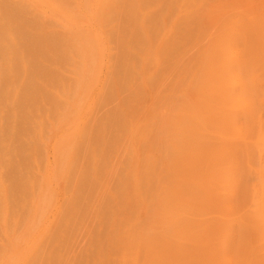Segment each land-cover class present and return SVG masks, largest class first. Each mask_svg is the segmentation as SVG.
Segmentation results:
<instances>
[{
    "label": "rangeland",
    "instance_id": "rangeland-1",
    "mask_svg": "<svg viewBox=\"0 0 264 264\" xmlns=\"http://www.w3.org/2000/svg\"><path fill=\"white\" fill-rule=\"evenodd\" d=\"M263 21L264 0H0V264H130L145 230L150 264H264ZM229 49L240 93L206 119Z\"/></svg>",
    "mask_w": 264,
    "mask_h": 264
},
{
    "label": "bare ground",
    "instance_id": "bare-ground-1",
    "mask_svg": "<svg viewBox=\"0 0 264 264\" xmlns=\"http://www.w3.org/2000/svg\"><path fill=\"white\" fill-rule=\"evenodd\" d=\"M258 28L260 30V33L264 35V21L260 22L258 24ZM227 46H229L232 49L237 46L234 37H233V39H231L228 42ZM232 49H229L227 51V55L228 56L232 55L231 59H234V60L230 62V65L229 64H225V72L226 73H224L222 71L221 66H219L220 69L218 67H213V68H211L210 72H208L205 75V77H204V79L202 81V88H201L199 97H200V99L205 97V96L209 97L207 99L205 111L203 110V112L205 113L206 119L208 117H212V116H215V115L226 118L227 114L225 113V110H220L219 113H215L216 112V107L218 105L223 107V105H224V102L222 101L223 99H225V98L233 99L235 96L239 95V93H240V92H238V90H236L235 85H232V86H234L233 88L229 87V86H226L227 85L226 84V80L232 79L233 76H234L233 73L237 71L236 67L241 65L240 61L236 58L237 55H238V52L236 50H232ZM219 74H220V76H219ZM229 83L236 84V82H234V81H229ZM254 84L255 83H251V82H250L249 85H243L242 84L241 85V87H242L241 93L246 94L248 97L249 96H253L255 94V86H254ZM214 88L220 89V90H218L219 92L221 91L220 99L219 98H214L212 96V91H213ZM236 101H237V103H238V101H240V103L243 102L242 100H239V99H237ZM227 106L230 107L229 105H227ZM254 110L255 109H252V110L249 111V114H247L248 119L253 118V116L255 114ZM236 111H238V110H236ZM253 120H254V123H252V125H253V133H254V135H256L257 139H259V135H260V133L262 131L261 129H263V127H264V120L261 117H255ZM210 150H212V148ZM168 153L169 152H167V154ZM211 166L213 167L212 163H211ZM203 168H204L205 172L207 173V175L209 176L210 179H216L217 176H223V178H227L226 176L223 175V173H219L217 170L212 169L209 165L203 166ZM249 175H250V172H249V174L247 173V176H249ZM168 182L170 183L169 179H168ZM165 199L167 201H169V197L168 196ZM222 200L224 201L225 199H222ZM229 201H230L229 198L225 200V202H229ZM224 204L226 205V203H224ZM205 215H207V214L202 215V219H201V220H205V221H202V224L204 226L219 228L221 226L220 224H222L223 221H225L224 223L229 224V221H226L223 216H218V218H219L218 220H219L220 223H217V222H215L212 219L205 218L204 217ZM209 220H211V221H209ZM173 228H174V225L172 226V229L169 230V231H173ZM141 235L142 236L140 238L141 239L144 238V240H145V242L143 243V246H145V248H146L145 257L142 258L140 256V251H138V252H136L135 256L132 257L130 260L127 259V263L140 264L138 262V259L140 258L141 261H142V264H150V262L154 259V250H157V246H156L155 240L150 235V232H148L146 230L142 231ZM134 247H136V243H135ZM156 255H157V258H158V252L156 253ZM125 258H127V257H125ZM190 259L194 260V261H198V260H196L194 258L193 255L190 256ZM185 264H191V263L187 262L186 259H185Z\"/></svg>",
    "mask_w": 264,
    "mask_h": 264
}]
</instances>
